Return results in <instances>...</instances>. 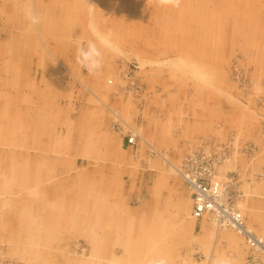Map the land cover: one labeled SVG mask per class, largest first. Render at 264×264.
Returning a JSON list of instances; mask_svg holds the SVG:
<instances>
[{
	"label": "rangeland",
	"instance_id": "1",
	"mask_svg": "<svg viewBox=\"0 0 264 264\" xmlns=\"http://www.w3.org/2000/svg\"><path fill=\"white\" fill-rule=\"evenodd\" d=\"M29 12L39 23L30 22ZM89 18L120 48L119 54L102 50L94 74L77 62V49L92 39ZM88 109L108 114L129 158L140 159L128 171L148 172V162L159 160L188 193L174 167L192 154L217 153V171L229 167L225 178L216 171L221 180L237 188L250 178L263 186L264 0H0V264L183 262L184 248L168 246L167 236L145 245V235L136 236L128 223L115 228V214L108 207L104 215L100 200L85 221L80 183L62 193L67 202L77 196L75 213L66 214V201H50L46 192L56 181L82 176L65 123ZM147 114H161L160 120L187 114L170 119L166 130L176 149L159 146L163 134L157 145L149 139ZM188 114H199V133L190 136L182 134V124L193 121ZM123 196L117 212L124 216ZM228 196L243 214L239 197ZM17 213L26 215L14 224ZM227 230L245 242V264H257L264 252Z\"/></svg>",
	"mask_w": 264,
	"mask_h": 264
},
{
	"label": "crops",
	"instance_id": "2",
	"mask_svg": "<svg viewBox=\"0 0 264 264\" xmlns=\"http://www.w3.org/2000/svg\"><path fill=\"white\" fill-rule=\"evenodd\" d=\"M91 111L88 109V112L83 114L66 116L65 126L75 140L73 147L78 154L76 157L81 156L82 176H68L66 179L56 181V184L47 192L44 190L51 195V202L58 206L66 201V206L71 208L66 214L75 213L74 207L78 204L77 196L67 202L62 193L74 190L80 183L81 186L77 190L85 196L81 201L85 221L89 218L88 214L93 213L91 210L93 205L100 200L99 209L100 206L104 209V215L110 214L108 207L115 214L113 220L115 228H122L124 225L125 229L128 223L136 236L145 235V245L149 244L150 239H165L167 236L168 246L177 247L179 251L184 248L183 262L178 261V264H245L248 250L243 239L230 230L216 228L204 218L194 219L191 215L193 202L190 195L186 193L183 183L165 174L166 170L159 160L154 159L148 162L149 173L144 171L139 174L128 171L127 167L140 166V159L129 158L131 153L129 148L124 146L123 138L110 129L108 114H93V111L91 114ZM160 115H146L145 134L152 142L155 141L156 145L160 142L159 135L163 134L165 140L159 146L167 150L176 149L173 145H179L177 139L166 138V134L169 133L170 119L187 116V114H165L169 119L163 120L158 118ZM188 117L193 121L182 124V134L190 136L192 133H199V114H188ZM50 163L49 165H60ZM228 169V166H224L217 172L225 178L224 174L228 172ZM50 170L57 171L54 168ZM236 183L226 181V184H229L227 194L229 192L234 199L239 197L245 225L251 227L255 235L264 241V185L254 184L250 178L247 181L238 182L237 188ZM234 190L235 193H233ZM122 196L123 201L122 199L121 201L126 214L124 216L121 212H117L118 200ZM125 198L130 205H125ZM40 211L44 215L47 214L42 212V209ZM56 212L57 210H54L53 213ZM25 215L20 216L17 213V218L13 219L12 223L18 224ZM91 225L83 229L84 233L87 231L88 234ZM114 227L111 228L114 230ZM34 230L37 229L32 231ZM34 238L37 241L36 235ZM255 258L258 261L257 264H264V256H255Z\"/></svg>",
	"mask_w": 264,
	"mask_h": 264
},
{
	"label": "built area",
	"instance_id": "3",
	"mask_svg": "<svg viewBox=\"0 0 264 264\" xmlns=\"http://www.w3.org/2000/svg\"><path fill=\"white\" fill-rule=\"evenodd\" d=\"M135 138L131 134L127 144L133 146ZM221 158L217 153H196L179 164L177 174L183 180L193 202L191 215L194 219L209 218L218 228L234 230L243 236L250 248L259 250L256 248L257 238L245 231L243 216L227 194L226 182L217 175Z\"/></svg>",
	"mask_w": 264,
	"mask_h": 264
},
{
	"label": "clouds",
	"instance_id": "4",
	"mask_svg": "<svg viewBox=\"0 0 264 264\" xmlns=\"http://www.w3.org/2000/svg\"><path fill=\"white\" fill-rule=\"evenodd\" d=\"M28 18L32 24L39 23V18L31 12L28 13ZM87 30L91 34L92 39L77 49V62L90 74H94L101 67L102 50L112 54H119L120 48L110 34L103 32L98 27L94 19L89 18Z\"/></svg>",
	"mask_w": 264,
	"mask_h": 264
},
{
	"label": "bare ground",
	"instance_id": "5",
	"mask_svg": "<svg viewBox=\"0 0 264 264\" xmlns=\"http://www.w3.org/2000/svg\"><path fill=\"white\" fill-rule=\"evenodd\" d=\"M185 82V81H184ZM174 167V166H173ZM174 170L177 172V169L174 167ZM178 173V172H177ZM232 190V189H231ZM245 231L246 232H249V230L246 229V226H245ZM257 247L259 250H261L262 252H264V246L262 245L261 243V240L257 239Z\"/></svg>",
	"mask_w": 264,
	"mask_h": 264
}]
</instances>
